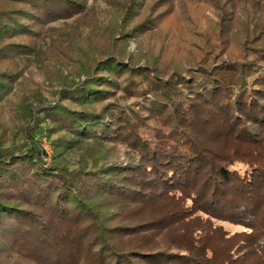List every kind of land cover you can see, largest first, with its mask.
Wrapping results in <instances>:
<instances>
[{
  "label": "trees",
  "instance_id": "trees-1",
  "mask_svg": "<svg viewBox=\"0 0 264 264\" xmlns=\"http://www.w3.org/2000/svg\"><path fill=\"white\" fill-rule=\"evenodd\" d=\"M187 1L115 0L104 30L140 36ZM197 1L217 14V52L198 30L170 63L103 50L47 100L22 72L97 23L92 6L0 0V264H264V0ZM43 121L59 133L48 168Z\"/></svg>",
  "mask_w": 264,
  "mask_h": 264
},
{
  "label": "rangeland",
  "instance_id": "rangeland-1",
  "mask_svg": "<svg viewBox=\"0 0 264 264\" xmlns=\"http://www.w3.org/2000/svg\"><path fill=\"white\" fill-rule=\"evenodd\" d=\"M114 2L115 0H86L87 6H92L90 12L96 16L97 23L86 26L85 29H82V32L75 35L73 39L71 37L70 43L61 46L62 55H57L49 62L41 61L37 64H32L29 69H24L21 79L24 80L27 78V80L23 84L30 89L39 91L47 100H53L55 98V93L61 87V83L58 81L63 77L71 79L76 72L81 71L82 74V71L86 67L85 65L90 60V56H92V60H95L102 55L101 52L103 50H106V52L110 51L116 54V57L121 59L124 64H128L132 60L133 62L137 61L139 64H143L146 56L156 54L157 51L162 54L160 59L162 62L170 63L172 59L179 57V55L184 57L191 54L190 52H186L187 49L192 46V41H199L197 36L200 37L199 35H195V30L201 31L203 35L204 41H201V44L204 46L208 45V47L215 49H212L214 52H217L215 43L218 38L214 25L217 14L210 9V7H206L205 3H200L197 0H188V16H180L173 4L170 7L172 12L163 17L156 28L140 36L129 37L127 40L120 42V38L124 37L120 34L121 31L114 29L111 32H106V30H104L107 28L108 24L113 26L117 23V13L115 14L113 11L112 14L110 10ZM72 21L73 19L68 20L70 24ZM50 25L58 29L62 26L68 27L62 20L52 22ZM125 35L130 36L128 33ZM232 41L233 40H225L223 42V45H226L223 57H228L230 53L232 55L238 53V47L234 46ZM144 46L146 47L145 49ZM150 47L151 49H149ZM160 47L161 49H159ZM80 75L75 76V80L82 78ZM116 96H120V104H129L134 100L133 98L127 100L121 98L120 91H118ZM48 124L47 121L39 123L38 127L35 128L36 132L33 133L35 136L34 142L42 158V168H48L51 165L53 155L56 152L53 145V138L59 135L58 133L49 136L47 131ZM142 133L144 136H151L148 131H143ZM123 152L124 146H121L120 156L115 159L116 162H124ZM71 153L69 152L70 155H73ZM78 156L79 153H77V157ZM71 158L72 160L75 159L74 155ZM71 163L72 162H70V164ZM215 223L221 224L229 234L244 229L243 226L228 221H215ZM171 234L170 231L166 236L169 237ZM11 264L25 263L18 260L13 261Z\"/></svg>",
  "mask_w": 264,
  "mask_h": 264
}]
</instances>
